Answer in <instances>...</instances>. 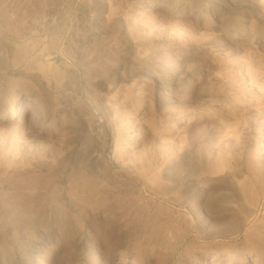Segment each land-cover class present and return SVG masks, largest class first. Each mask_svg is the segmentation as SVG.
<instances>
[{"label":"rangeland","instance_id":"rangeland-1","mask_svg":"<svg viewBox=\"0 0 264 264\" xmlns=\"http://www.w3.org/2000/svg\"><path fill=\"white\" fill-rule=\"evenodd\" d=\"M0 117V264H263L264 0H0Z\"/></svg>","mask_w":264,"mask_h":264},{"label":"bare ground","instance_id":"bare-ground-1","mask_svg":"<svg viewBox=\"0 0 264 264\" xmlns=\"http://www.w3.org/2000/svg\"><path fill=\"white\" fill-rule=\"evenodd\" d=\"M0 118H2V117H0ZM229 189H230L231 194H233V195H238L240 192L243 193L245 191L244 188H242V187L241 188H237L236 185H234V184H231L230 187H229ZM258 200H259L258 198L255 199L254 205H257L258 204ZM34 248L37 249V250H39L40 249V246L37 245ZM43 251H45V253L48 255L47 249H45ZM138 251H139V249H138ZM136 254H137L136 257H139V258L133 257V259H141V256L142 255L140 253H136ZM126 256H127L126 253H122V255H121V261L119 260L117 262H119L121 264H124L122 262H124L126 260V258H127ZM255 259H256L255 256H253L251 258V260L248 259V255H246L245 253H235L234 252V253H231L229 255H226L224 253H216L213 256V258H212V260L210 262H207L205 260L204 264H223L224 262L227 263V264H246L248 262H252V264H255L256 263V262H254ZM131 262L132 263H135V264L136 263L138 264V261L131 260ZM262 263L264 264V260H263Z\"/></svg>","mask_w":264,"mask_h":264}]
</instances>
